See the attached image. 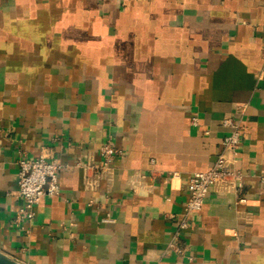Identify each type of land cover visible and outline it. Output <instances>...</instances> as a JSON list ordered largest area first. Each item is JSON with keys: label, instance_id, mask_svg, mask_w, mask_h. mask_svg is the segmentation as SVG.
I'll return each instance as SVG.
<instances>
[{"label": "crops", "instance_id": "crops-1", "mask_svg": "<svg viewBox=\"0 0 264 264\" xmlns=\"http://www.w3.org/2000/svg\"><path fill=\"white\" fill-rule=\"evenodd\" d=\"M263 70L264 0H0V250L24 264H264ZM243 107L247 203L211 189L184 251L169 248L190 177ZM108 142L112 180L89 190ZM41 154L66 166L61 192L20 227L18 160Z\"/></svg>", "mask_w": 264, "mask_h": 264}, {"label": "built area", "instance_id": "built-area-1", "mask_svg": "<svg viewBox=\"0 0 264 264\" xmlns=\"http://www.w3.org/2000/svg\"><path fill=\"white\" fill-rule=\"evenodd\" d=\"M264 76V70L259 77ZM245 107L241 108L239 114L224 120V124L230 131L222 141V149L217 156L214 165L207 171L195 172L189 179V198L183 208L177 223V230L169 248L178 252L184 249L177 245V238L182 230L189 228L192 217L200 212L204 206L205 198L211 189H217L224 193H234L238 196V202L247 203L244 196L246 185V174L234 166V156L244 139ZM193 123L198 124V118H193ZM101 161L98 164L85 167L84 185L89 190L99 188L104 180H112V163L121 153L111 143H105L100 148ZM18 190L16 197L21 201L14 221L17 226L23 227L31 223L36 216V206L41 202L44 195L58 196L61 188L59 183L60 172L66 167L64 164L49 160L47 155L41 154L36 158L22 156L18 160ZM178 172H173L172 177H177ZM259 182L264 187V172L258 176ZM92 202L90 201V204Z\"/></svg>", "mask_w": 264, "mask_h": 264}, {"label": "water", "instance_id": "water-1", "mask_svg": "<svg viewBox=\"0 0 264 264\" xmlns=\"http://www.w3.org/2000/svg\"><path fill=\"white\" fill-rule=\"evenodd\" d=\"M0 264H24V263L19 262L18 260L14 259L9 254L0 250Z\"/></svg>", "mask_w": 264, "mask_h": 264}]
</instances>
